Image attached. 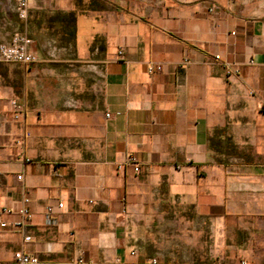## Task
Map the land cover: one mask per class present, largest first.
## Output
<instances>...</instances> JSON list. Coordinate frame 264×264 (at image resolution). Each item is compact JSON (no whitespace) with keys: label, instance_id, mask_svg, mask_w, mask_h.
Instances as JSON below:
<instances>
[{"label":"crops","instance_id":"crops-1","mask_svg":"<svg viewBox=\"0 0 264 264\" xmlns=\"http://www.w3.org/2000/svg\"><path fill=\"white\" fill-rule=\"evenodd\" d=\"M15 33L36 60H0V264H264V0H0ZM138 214L173 243L143 253Z\"/></svg>","mask_w":264,"mask_h":264},{"label":"built area","instance_id":"built-area-1","mask_svg":"<svg viewBox=\"0 0 264 264\" xmlns=\"http://www.w3.org/2000/svg\"><path fill=\"white\" fill-rule=\"evenodd\" d=\"M31 0H14L15 2V12L20 19H24L27 14V7ZM211 11V8L209 9ZM31 40L24 34L15 33L12 35L8 43H0V60L4 62L20 63L23 65H30L36 60V56L29 49ZM121 51H118L120 54ZM214 61H216L220 66L223 67L227 75H233L237 73L236 67L224 59H221L219 55L213 56ZM160 65H154L149 63L147 65V71L152 73L154 71L160 70ZM10 105L12 109V118L19 119L22 112V105L18 103L15 99L10 100ZM261 109L264 112V99L261 102ZM124 166H129L134 172L139 171L140 163L138 159L132 155L127 154L125 160L122 164H118L117 168L122 169ZM17 179H21V175L16 176ZM64 203L62 201H57L54 204H47L43 210L44 224L48 227L55 226L58 220V215L63 211ZM3 211L8 212V209H3ZM20 218L12 223L15 228L24 229L27 222L30 219L29 209L27 207H21L18 210ZM0 225L3 227L6 225L5 222H1ZM25 241L30 240L29 237L24 238ZM82 258H77L75 264H82ZM12 264H39L36 256L31 255L20 250L13 253Z\"/></svg>","mask_w":264,"mask_h":264},{"label":"rangeland","instance_id":"rangeland-1","mask_svg":"<svg viewBox=\"0 0 264 264\" xmlns=\"http://www.w3.org/2000/svg\"><path fill=\"white\" fill-rule=\"evenodd\" d=\"M87 91L90 95V98L97 101V95L94 94L91 90V83H89V87H87ZM90 91V92H88ZM132 227V237L136 241L137 247L142 250L143 253H149L155 251L157 249V245L161 244L163 238H167L168 240H164L166 244H172L171 240L172 236V226L171 225H163L158 223L146 224L141 218L140 214L134 215L133 221L131 222ZM186 249L180 250V256L178 258L184 259L186 254Z\"/></svg>","mask_w":264,"mask_h":264}]
</instances>
